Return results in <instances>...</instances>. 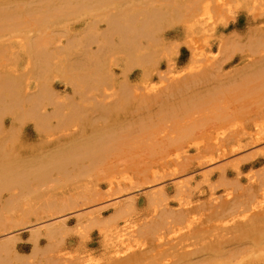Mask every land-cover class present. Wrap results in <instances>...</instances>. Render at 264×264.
<instances>
[{
    "label": "rangeland",
    "instance_id": "rangeland-1",
    "mask_svg": "<svg viewBox=\"0 0 264 264\" xmlns=\"http://www.w3.org/2000/svg\"><path fill=\"white\" fill-rule=\"evenodd\" d=\"M3 1L0 3L1 13L4 9L9 10V5L12 14L19 15L23 11L15 12L13 9L19 4L14 3L18 6L14 8L16 5L12 7L11 2L4 4ZM127 1L130 3L127 4ZM127 1L123 6L151 7L164 16L157 27L149 23L151 26L147 35H135L141 23L135 20L134 30L125 31L126 38H134L133 50L127 47L128 41L113 33L107 38L108 43L101 53L99 47L107 40L104 35L109 32L107 24L101 19V14L97 17L92 15L94 18L90 21V16L80 12L71 20L55 25L60 31L65 26L68 35L56 31L51 25L50 28L55 31L47 34H55L58 41L50 42L45 50H52L49 52L52 56L59 50L57 55L60 57L55 55V59H49L52 56L49 53L45 55L43 59L47 58L50 64L45 72L39 69H43L46 62L43 61L45 64L42 63L39 68L37 64L42 58L33 59L29 48H26L28 42L40 37L34 36L37 31L31 30L32 26L28 24L30 29L26 25L27 29L16 30L14 37L4 34V39L0 40V89L3 82L12 80L18 90L16 101L19 105L15 104L18 107L13 106L14 99L11 100L10 95L7 106L11 105L13 109L9 106L11 109L6 112L3 107L7 102L2 104L8 97L7 89L0 91L7 96L3 102L0 96V111H4L0 112V125L3 127L0 126V135L8 134L0 143L12 149L11 152L7 150L10 158H30L34 149L36 152L43 153L46 149L50 152L54 145L74 144L77 138L80 141L86 137L89 139L93 134L125 124L133 127L132 133L163 129L162 134H165L163 142L110 152L99 166L89 165L85 158L76 165L69 163L65 175L55 174L53 186L47 184L52 189H45V185L36 197L21 198L17 209L5 215L14 221L25 213L30 221L3 235L16 236V256L23 264H49L57 256L55 249L50 250V247L54 248L57 244L63 248L61 252L70 258L66 262L57 260V264H76L77 258L101 262L104 233L97 224L87 229L85 241L94 244L92 247L84 248L77 240L86 223L83 215L91 212L92 216L108 220L115 212L114 201L131 199L138 221L134 223H140L149 217L146 215L149 213L148 194L162 188L168 199V210L177 213L178 209L185 208L186 212L191 211L194 216L205 220L211 215L226 213L236 202L256 193L259 184L264 183V0H226L223 10L213 15L215 23L212 30L192 33L186 29L190 21L184 11L185 0ZM178 15L180 19L175 18ZM19 16L21 21L25 19L23 15ZM28 18L24 22H28ZM20 31L24 36L20 35ZM88 32H93L95 40L85 46ZM5 33L10 34L8 31ZM44 33L46 36V31ZM35 66H38L37 69ZM42 84L44 89L47 88L43 97H48L38 99L41 108L38 107L43 113L41 115L40 112V117L45 116L47 120L43 118L44 121L40 119V122L38 113L37 123L36 118H31V113L33 116L36 111L33 113L30 106L29 111L27 104L31 103L27 99L35 96ZM147 85L152 89L145 88ZM7 94H11L9 88ZM26 108L27 111L24 110ZM16 112L24 115L20 118L16 114L22 123L14 119ZM214 114L223 117L214 118L217 117ZM195 119L202 120L199 121V131L204 132L199 142L200 149L190 146L176 158H164L165 151L171 148V145H165L169 142L167 136L177 135L175 128L181 121L182 129ZM45 120L46 126L43 125ZM226 122L229 125L221 133ZM36 123L47 128L46 132ZM80 134L82 137H79ZM109 170H114L119 176L122 192L116 196L111 194L118 187L115 186L112 191L106 183L105 176ZM153 179L156 180L150 182ZM45 200L64 207L66 203H72L74 207L63 212L67 214L64 218L45 221L44 224H52L63 220L64 223L58 226L62 233L57 231L50 240L40 235L35 249L30 232L39 222L49 218L47 210L41 206ZM180 202H183L184 208L179 206ZM135 228H126L123 236L125 233L128 236ZM220 233L219 229L210 231L208 238L213 240L214 246L204 251L203 255H213L205 261L206 264H223L221 252L230 247H218L215 239ZM2 236L0 240L4 238ZM141 237L128 241H142L147 245L151 238L148 234ZM151 256L157 259L154 264H162L167 258L154 249ZM253 262L264 264V251L255 254Z\"/></svg>",
    "mask_w": 264,
    "mask_h": 264
},
{
    "label": "bare ground",
    "instance_id": "bare-ground-1",
    "mask_svg": "<svg viewBox=\"0 0 264 264\" xmlns=\"http://www.w3.org/2000/svg\"><path fill=\"white\" fill-rule=\"evenodd\" d=\"M126 1L127 0H4L3 1L4 4L5 3L9 4L11 2L12 7L16 4H19V7L17 5L14 7V8L18 7L16 8L17 10L13 8L12 9L15 12L16 11L20 12L21 10H23L19 15H23L25 17V19L23 17L25 21H27L26 17L29 18H28V22H24L23 19H22L23 21H21L20 19L22 17L17 15L15 12H14L15 14L10 13L13 12L12 10H10L11 7L9 8L10 5L7 7L10 10V12L9 10H7L8 14H5L7 13V11L3 8V6H1L6 12L4 11L2 13L0 12V38L3 37L4 34L7 35V37H11V36L14 37L17 31L19 30L23 31L22 29H27L26 25L28 26V28L29 25L30 27L32 26L31 30H36L38 33V35H36L37 34L36 33L34 36L36 37L40 36V37L37 38V40L35 39V41L32 39L34 36H31L32 38H28L29 41L30 39H32L33 41L32 42L27 41L28 47L26 48L27 49L29 48L28 52L32 54L33 59L38 60L42 58L40 64L38 63L39 61L37 60L36 61L38 64L35 63L39 66V68L43 66L42 63L45 64L44 62H46L47 65H44L42 67L43 69H39L45 72L48 69L47 66L49 63L47 62L48 61L47 58L46 59L43 58H45V55H47L50 51H52V50L50 51L48 50L46 52L45 46L46 45L48 46L50 42L58 41V37L55 36V34L53 33L47 34V32H53L52 30H54L50 28L51 25L55 27V25L58 24L60 25V23H65L71 20L74 17V15L77 14V12H80L81 15L83 14L84 16H90V21H92L94 18L92 17V15L93 16L96 15L97 17L100 16L101 14L102 15L101 19H103L107 24L109 31L108 34L104 35V39L105 40L107 38L109 39L110 35H112L113 33H117L119 35V38L128 41V43L126 44L127 47L133 50L134 38L133 37L126 38L125 31L132 32L134 30L135 20L138 19L139 22H141L139 25L140 28L139 30H136L135 35L137 34L147 35L149 27L151 25L153 27H157L159 21H161V19H163L164 16L160 12L159 13L155 12L151 7L146 8L144 6H139V5L123 6L124 4H126ZM186 2L187 1L185 0L184 11L188 14L190 21L189 25L186 28L187 32L189 33H192L194 31L206 30V29L212 30L214 28V23H215V18L213 15L220 13L221 12L220 10H223L224 5H226L227 3L226 0H214V1L189 0L187 3ZM0 3H2L1 0ZM128 3L130 2L127 1V4ZM21 6L22 7L25 6V9H22ZM26 7L28 9H26ZM175 8L174 11L177 9ZM103 12H105V16L103 15L104 14ZM178 13L180 14V10L178 11ZM179 16L180 15H178L175 18L180 19L178 18ZM149 23L151 24L150 26ZM43 29L44 31L42 32L43 33L42 36L40 32ZM56 29L57 28L55 27V30ZM3 31L4 33L2 34ZM5 31L10 32V34L9 35L6 34L7 32L5 33ZM45 31L47 34L46 36L44 35ZM56 31L61 32L64 35H68V33L66 32L67 28L65 26L62 27L61 31L60 30H56ZM20 35L24 36L22 33ZM46 37L49 38L47 39ZM3 39L4 37L0 40ZM93 39H94L93 32H88V34L85 36V42H84V44H86L85 46H88L90 44L89 42H91ZM108 39L100 45L99 50L101 53L103 49L106 47L108 43ZM44 50L46 53L44 52ZM101 53H99V55ZM57 54H59V50L53 55L54 57L52 56V54L50 55V53L48 55L52 57L49 56L48 57L49 59L50 58L55 59V55L56 57L58 56ZM63 58L64 56L62 57V59ZM29 60L32 59L30 58ZM96 60L98 61L99 59L96 58ZM139 62H141L140 59ZM51 65H53V61ZM32 66H34V64ZM38 66H35V69H37ZM42 71L41 73L45 74ZM37 73L38 72H36L35 74ZM3 84L10 87H5V85ZM3 84H2V89H7L6 92L8 93V88H9L11 94L6 93V95L8 96L7 97L2 93H0V96L2 95L1 96L2 102L4 100L3 98L5 97H7L6 100L7 99L9 100L10 95L12 96L10 99L12 100L13 98L16 101L18 90L16 86H14L15 83L12 80H8L5 83L3 82ZM41 86L37 93L39 95L35 94V96H33L32 98L27 99V102L31 103V104H27L28 105L27 108L30 106L34 110V112L33 110L31 112L35 113L36 111V113L34 114L35 116L34 115L32 116L31 112H27V113L29 114L31 113V118L32 117L36 118L37 121L35 122L37 123L39 121L41 122V120L44 121L43 118H46L47 120V117L45 116L42 118L40 117L41 115H43V113L40 111L41 105L39 106L40 101L38 99L48 97V95L43 97V95L47 94L46 93L47 88L44 89L43 84ZM145 88L152 89L151 86L148 85L145 86ZM2 89H0V91ZM213 99H217V98H213ZM6 100H4L5 102H3L2 105H4V103L6 102L7 103L5 105L6 106L8 105V102L10 100L9 101ZM14 100L12 101L14 102L13 106H15V104L19 105L18 101L15 102ZM5 105L3 107L5 108L3 109L4 111L7 109L9 110L13 107L9 105L11 108L9 106H7L8 108H6ZM27 108L24 110L27 111ZM30 110L31 108L29 109V111ZM4 111H0V112H4ZM20 112L21 111H19V113ZM38 113L40 117L39 121L38 118L36 117ZM16 114L18 113L17 112L15 113V117L13 116L14 119L17 118V120H19V122L21 121L22 123V119L20 120L18 115L20 116V118L24 115H22V113L21 115L20 114L16 115ZM29 114L28 116H30ZM214 116H217V114H214ZM219 117H223V116L218 115L217 117L214 118H219ZM46 120L45 122H43L44 124L42 123L45 126H46ZM199 121L202 122V120L200 119H195L189 125H185V127L182 129H181L183 125V123L181 124L182 121L181 122L179 121L181 125L179 124V122L177 123L180 125V127H178L179 125H177V127L175 128V132L177 133V135L167 136V140L169 142H165V145H171L170 146L171 148H168L165 151V154L163 155L164 158H166L167 156L169 158L171 157L176 158L179 156L181 152L185 151L186 148L190 146H193L196 149H200L199 142L202 139L204 132L199 131L201 127L200 125L201 122ZM176 122L177 120H175L174 123ZM126 125L127 124H125V126L119 125L118 127L111 128L103 132H98L97 134H93L94 136L92 138L87 139L86 137L83 140H81L83 142H81L80 139L77 140L78 138L76 137L77 139L75 141L77 143L69 144L67 141L68 145L65 146L64 145L62 146V143L59 144L61 147H59V145L58 147L54 145L53 150L49 148V150H52L50 152H47L48 149L44 151L45 148L43 149L45 153L44 152L42 153L40 151L36 152V150L34 149L33 150L34 153L30 152L31 153L30 158H28L29 156L28 157L26 156L27 158L26 157L17 158V156L15 155L14 156L16 157V159L14 157L10 158L9 157L10 155L7 151L10 148L8 146L6 147L5 145H3V143L2 144L0 143V205H1L0 233L2 232L0 236H2L3 234L6 235V233L7 234L10 232L12 233L13 230H15V228H17L19 225H24L29 223L30 220L28 219V215H26L25 213L14 221H10V219L5 214L11 212L12 210L17 209V205L19 204L18 202L20 201L21 198L24 197L26 198L28 196L36 197V194H41L40 189L42 188V186H45L47 184L50 185L52 184L51 185L52 187L55 181V174L57 176L66 174L65 171L67 164L70 163L71 165H76L78 164V162L83 161L85 158L89 161L90 163L89 165L99 166L103 162L104 157L110 154V152L117 153L127 149L130 146L142 144V146L144 147L145 144L153 145L154 142L156 143V142L164 141L163 137L165 136V134H162V131H164L163 129H156V132H151V133L150 130L148 129H146L147 131L144 129V131L142 132L137 131L138 133L137 132L132 133L133 127L131 126L129 127V125L128 126ZM228 125L229 122H226V124L223 125V130L221 131V133L224 132L225 127ZM39 126H41V123H39V125L37 124L38 128ZM41 127L42 129H45L44 126ZM42 129H38V130H41L42 132L43 131ZM46 129L44 130L45 132ZM7 135H3V136L0 135V140L6 138ZM79 137H82L81 134ZM11 150L12 149H10V152ZM11 156L13 155L11 154ZM22 156H24V154ZM83 171H87V170L83 169ZM105 178L107 185L109 186L110 189H112V191L114 190L115 186L118 187V190H116L117 189L116 188L114 192L111 194L112 196H116L122 192V190H120L119 188L121 186L118 180L119 176L114 170H109L106 173ZM155 180L156 179H153L150 182H154ZM263 184L264 183L259 184L256 193L252 194L251 196H248L247 199L243 201L236 202V204H234L233 207L227 209L226 213L218 214L215 216L211 215L205 220L202 219L201 217L194 216L191 213V211L186 212L185 208L183 207V202H180L179 206L183 207L184 209H178V211H175L177 213H173V211L168 210L167 208L168 199L164 194L162 188H158L154 191H151L148 194L147 203L149 206V213H147L146 215H149V217L146 220H142L140 223H134L138 221H137V217L135 216V210L133 208V203L131 199H127L125 201H114V203L112 204L115 208V212L108 220L104 221L98 215L92 216L91 212H88L87 214L83 215V217H86V223L83 229L80 230L81 235L77 240L78 243H80L84 248L92 247L94 244L85 241L86 237H88L87 229L89 230V227L92 224L94 223L97 224L101 232L104 233L101 244V249L103 251L102 261L96 262V261H90L88 258H77V261L75 263L76 264H154L157 260L151 256V251H153L154 249L157 250V253H159L160 255L165 254L167 256V258H164V262L162 264H206L205 261L209 260L208 258L210 257V255H213V254H209L205 256L203 255L204 251L210 249L211 247L213 248L214 246L213 240L208 238L210 235V231L219 229L221 233L218 235V238L215 239L216 241H218L217 242L218 247L220 246L224 247L223 245H225V247H230L226 252L223 251L221 252V254L223 255V264H253L254 263L253 261L255 260V254H257L260 251H264V185ZM49 186L47 185L46 186L47 188L45 189L48 188L52 189ZM4 197H6V199L3 201ZM51 200L50 202L45 200L41 204L42 208L44 210H47L46 216L49 218L43 220L44 222H39L37 224L38 226H35L33 230L30 232L31 240L34 248L37 247V243L40 241L39 240L40 235H43L48 240H50L57 234V231H59L58 226L64 223V221L61 220L60 223L44 224L45 221H50L57 217L64 218V216H66L67 214L63 212L67 208L74 207L73 206L74 204L72 205V203H66L64 207L62 205H57L56 203L53 202L51 203ZM53 208H55L54 211L52 210ZM55 214H61V215H58L56 217L55 216L51 217ZM78 215L79 217L82 216L81 213ZM131 226L137 228L132 229L131 233L128 236H126V233L125 236H123L124 234L123 231ZM61 233L62 232L59 231V234ZM147 234L151 237L149 242L148 240L145 242V244L148 242L147 245H144L142 241L140 243H137L134 240L133 243L128 241L131 240L130 238L138 239L139 237L142 238L141 236ZM7 236H5L6 237L5 239L3 235L2 237L4 238L2 239L4 240L2 239L0 240V264H13L14 262L17 264H23L22 260H20L18 256H16L17 245L15 246V242H14L16 241V236L13 235L11 237L9 235ZM230 245L233 246L231 247ZM53 249H55L57 256L55 258H52L49 261L50 262L49 264H57L56 261L60 259H62L65 262L70 259L68 256H65L64 252H61L63 248L60 247L59 244H57L54 248L53 246L50 247V250Z\"/></svg>",
    "mask_w": 264,
    "mask_h": 264
}]
</instances>
